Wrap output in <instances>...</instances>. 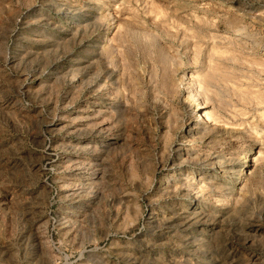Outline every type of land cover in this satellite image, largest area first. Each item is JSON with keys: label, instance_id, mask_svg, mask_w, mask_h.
<instances>
[{"label": "rangeland", "instance_id": "obj_1", "mask_svg": "<svg viewBox=\"0 0 264 264\" xmlns=\"http://www.w3.org/2000/svg\"><path fill=\"white\" fill-rule=\"evenodd\" d=\"M0 264H264V0H0Z\"/></svg>", "mask_w": 264, "mask_h": 264}, {"label": "bare ground", "instance_id": "obj_2", "mask_svg": "<svg viewBox=\"0 0 264 264\" xmlns=\"http://www.w3.org/2000/svg\"><path fill=\"white\" fill-rule=\"evenodd\" d=\"M202 112V111H201ZM203 118H208V113L204 110L202 116L200 117V120H203ZM209 119V118H208Z\"/></svg>", "mask_w": 264, "mask_h": 264}]
</instances>
